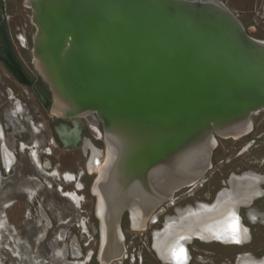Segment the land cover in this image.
Listing matches in <instances>:
<instances>
[{
	"label": "water",
	"instance_id": "obj_1",
	"mask_svg": "<svg viewBox=\"0 0 264 264\" xmlns=\"http://www.w3.org/2000/svg\"><path fill=\"white\" fill-rule=\"evenodd\" d=\"M23 3L35 27L34 67L52 97L49 105L35 86L38 99L58 117L95 112L101 121L105 149L92 146L87 167L96 169L98 260L109 264L125 250L124 212L144 228L176 191L203 180L217 137L252 129L264 108V39L248 34L222 0ZM251 191L217 201L220 191L211 203L166 215L152 231L158 260L186 264L193 239L249 241L239 209L253 202L257 184ZM199 204L206 207L179 216Z\"/></svg>",
	"mask_w": 264,
	"mask_h": 264
},
{
	"label": "flooded vegetation",
	"instance_id": "obj_2",
	"mask_svg": "<svg viewBox=\"0 0 264 264\" xmlns=\"http://www.w3.org/2000/svg\"><path fill=\"white\" fill-rule=\"evenodd\" d=\"M222 1L248 34L264 39V0ZM30 17L23 0H0V264H100L91 191L96 169L89 172L87 160L92 146L105 149L101 121L95 112L58 117L38 99L35 86L49 105L52 101L32 60L35 27ZM252 124L237 139L217 137L203 180L176 191L144 228H136L124 212L125 250L109 264H164L152 248V231L162 227L164 217L188 205L213 202L218 192L230 188L232 176L251 172L260 177L259 193L239 209L250 240L193 239L186 264H237L242 255L264 256V108L253 114Z\"/></svg>",
	"mask_w": 264,
	"mask_h": 264
},
{
	"label": "bare ground",
	"instance_id": "obj_3",
	"mask_svg": "<svg viewBox=\"0 0 264 264\" xmlns=\"http://www.w3.org/2000/svg\"><path fill=\"white\" fill-rule=\"evenodd\" d=\"M32 153H33V155H35L34 151ZM37 155H38V153H37ZM259 179H260V177L256 174L252 173V172L251 173H245V174L240 175V176H235V175L232 176L229 180L230 188L224 189L223 191H221L219 193V198L217 201H220L221 198L226 199V198H232V197H241L245 194L247 195V194L251 193L252 192L251 190L255 187V185L257 184ZM66 195L72 197V199L77 201V197L74 193L67 192ZM205 207L206 206L199 204L195 208H186L184 210H179V216H183V215H186L188 213H194V212L196 213L199 210L204 209ZM168 227H169V225H167V228ZM155 242H157V239L155 240ZM67 264H69V263H67ZM78 264H81V263H78ZM237 264H264V258L262 260L255 261V259L253 257H251L250 255H242L238 258Z\"/></svg>",
	"mask_w": 264,
	"mask_h": 264
},
{
	"label": "crops",
	"instance_id": "obj_4",
	"mask_svg": "<svg viewBox=\"0 0 264 264\" xmlns=\"http://www.w3.org/2000/svg\"><path fill=\"white\" fill-rule=\"evenodd\" d=\"M236 8V6H234Z\"/></svg>",
	"mask_w": 264,
	"mask_h": 264
},
{
	"label": "rangeland",
	"instance_id": "obj_5",
	"mask_svg": "<svg viewBox=\"0 0 264 264\" xmlns=\"http://www.w3.org/2000/svg\"><path fill=\"white\" fill-rule=\"evenodd\" d=\"M55 198H57V196Z\"/></svg>",
	"mask_w": 264,
	"mask_h": 264
}]
</instances>
